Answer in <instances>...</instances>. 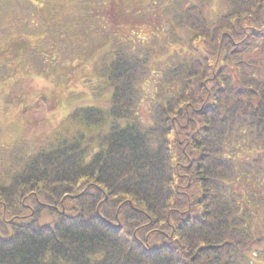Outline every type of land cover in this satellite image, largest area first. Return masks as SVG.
Returning <instances> with one entry per match:
<instances>
[{"label": "trees", "instance_id": "16d2710c", "mask_svg": "<svg viewBox=\"0 0 264 264\" xmlns=\"http://www.w3.org/2000/svg\"><path fill=\"white\" fill-rule=\"evenodd\" d=\"M171 2L182 42L105 49L95 75L110 91L107 108L73 110L76 136L18 159L0 178V264L261 259L264 229L251 207L264 209V197L249 207L237 185L264 182V0ZM166 50L148 122L142 84Z\"/></svg>", "mask_w": 264, "mask_h": 264}, {"label": "rangeland", "instance_id": "374dc122", "mask_svg": "<svg viewBox=\"0 0 264 264\" xmlns=\"http://www.w3.org/2000/svg\"><path fill=\"white\" fill-rule=\"evenodd\" d=\"M140 2L95 0L89 5L85 0H0V178L7 176L18 159L55 139L76 136L79 124L70 116L73 110L91 105L107 108L110 91L95 75L105 49L119 40L139 45L145 38L167 49L176 39L182 42L170 27L165 9L171 0ZM214 4L212 13L218 10ZM88 49L94 52L88 54ZM168 60L167 50L151 58L152 70L142 84L138 109L148 122L152 103L165 85ZM96 129L82 132L95 134ZM97 150L94 144L88 157ZM251 186L237 185V194L249 207L254 197L257 201L264 197L262 180ZM251 208L259 216L254 222L264 229V209ZM260 258L257 264H264V252Z\"/></svg>", "mask_w": 264, "mask_h": 264}]
</instances>
